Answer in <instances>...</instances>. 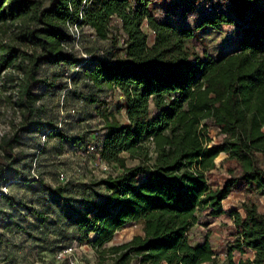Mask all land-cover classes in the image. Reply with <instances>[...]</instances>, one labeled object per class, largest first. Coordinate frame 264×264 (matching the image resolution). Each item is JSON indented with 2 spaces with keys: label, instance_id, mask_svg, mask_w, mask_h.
<instances>
[{
  "label": "trees",
  "instance_id": "1",
  "mask_svg": "<svg viewBox=\"0 0 264 264\" xmlns=\"http://www.w3.org/2000/svg\"><path fill=\"white\" fill-rule=\"evenodd\" d=\"M153 2L0 0V77L18 73L22 118L0 143V197L8 199V173L22 175L18 165L25 154L16 148L24 135L49 126L50 136L84 141L45 119L43 96L35 91L37 84L58 87V78L42 73L44 66L79 67L100 92L122 93L127 122L108 108L107 96L100 99L104 137L96 153L121 172L78 184L85 187L80 201L88 205L73 220L78 230L95 234L111 264L212 263L210 240L192 238L190 231L203 213L222 215L223 202L242 192V211L227 213L232 223L222 264H264V212L253 198L264 195V0H208L188 12H165ZM222 22L240 25L238 49L213 58L193 41L203 26ZM73 25L93 30L110 48L79 56L67 47ZM214 127L223 139L214 138ZM221 153L228 154V173L219 180L212 176ZM129 159L137 162L129 165ZM42 185L61 196L78 186ZM86 189L102 198H91ZM132 224L141 233L107 246Z\"/></svg>",
  "mask_w": 264,
  "mask_h": 264
},
{
  "label": "rangeland",
  "instance_id": "2",
  "mask_svg": "<svg viewBox=\"0 0 264 264\" xmlns=\"http://www.w3.org/2000/svg\"><path fill=\"white\" fill-rule=\"evenodd\" d=\"M207 2L154 0L152 6L165 12L167 9L171 12H188L202 9ZM237 22H222L218 27L205 25L197 31L193 43L198 50L207 52L213 58L228 56L238 49L241 27ZM112 23L121 24L117 18ZM72 31L74 38L67 43V47L79 56L88 57L91 53L110 48L109 40L96 37L91 29H79L73 25ZM42 73L59 79L56 88L43 84L35 86L36 93L43 96L41 103L45 108V119L54 122L66 135L83 137L84 141L73 143L50 136L49 126L35 134L24 135L22 145L16 148L25 154L18 165L22 175L9 172L10 181L3 185L8 199L0 197V264H65L56 259V252L67 245L75 246L81 264H111L112 261L105 258L95 244V234L84 235L73 220L79 212L88 209V205L80 201L85 196V187L78 184H88L93 178L121 172L118 165H110L99 159L96 149L101 146L104 137L100 99L107 96L108 108L125 123L124 96L118 90L100 92L79 67L46 65ZM17 75L4 71L0 77V143L4 136L16 130L22 119L18 105ZM88 98H97L98 101L91 102ZM211 132L215 139H223L218 128L214 127ZM227 157L228 154L221 153L218 160L215 159L217 169L212 178L220 180L223 174L227 175L228 165L224 162ZM261 161L264 166V156ZM136 162L128 160L129 165ZM24 177L28 180H24ZM68 181L78 186H70L63 196L42 185L44 182L55 187ZM99 192L106 194L104 188H100ZM86 194L96 200L102 198L96 197L89 189H86ZM246 198L247 195L242 192L232 193L223 202L225 212L222 215L203 213L200 223L190 231L192 238L206 237L210 240L216 253V264H222L226 258L232 223L227 213L233 208L241 210V203ZM253 198L264 212V195H254ZM138 233H141L140 225L124 227L107 246L124 243Z\"/></svg>",
  "mask_w": 264,
  "mask_h": 264
},
{
  "label": "built area",
  "instance_id": "3",
  "mask_svg": "<svg viewBox=\"0 0 264 264\" xmlns=\"http://www.w3.org/2000/svg\"><path fill=\"white\" fill-rule=\"evenodd\" d=\"M56 259L65 262V264H81L76 255V248L73 245H67L56 252Z\"/></svg>",
  "mask_w": 264,
  "mask_h": 264
}]
</instances>
